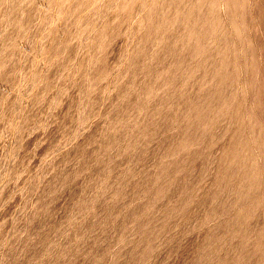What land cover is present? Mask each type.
<instances>
[{
    "label": "rangeland",
    "instance_id": "obj_1",
    "mask_svg": "<svg viewBox=\"0 0 264 264\" xmlns=\"http://www.w3.org/2000/svg\"><path fill=\"white\" fill-rule=\"evenodd\" d=\"M0 264H264V0H0Z\"/></svg>",
    "mask_w": 264,
    "mask_h": 264
}]
</instances>
